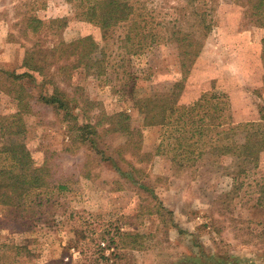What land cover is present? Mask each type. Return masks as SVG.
I'll list each match as a JSON object with an SVG mask.
<instances>
[{
	"label": "rangeland",
	"instance_id": "1",
	"mask_svg": "<svg viewBox=\"0 0 264 264\" xmlns=\"http://www.w3.org/2000/svg\"><path fill=\"white\" fill-rule=\"evenodd\" d=\"M135 1L136 20L148 21L121 22L104 34L80 15L87 0H0L1 70H23L25 48L36 39L21 33L26 12L45 21L63 17L62 39L92 36L109 61L107 73L96 78L78 68L60 75L51 66L46 81L91 101L79 122L123 111L142 133L138 154L130 156L127 147L121 160L116 150L126 137L99 125L95 149L106 148L117 162L101 159L89 140L75 137L77 119L36 99L40 77L29 79L32 110L24 114L23 140L34 164L47 165L49 186L20 209L0 207V242L22 244L17 264H264V150L256 161L244 160L209 140L227 144L229 124L258 118L264 11L257 13L251 0ZM190 30L193 59L175 39ZM54 40L46 35L45 45ZM172 91L179 93L177 105L200 103L195 122L187 115L188 122L178 123L175 113L169 124L146 125L137 99ZM16 110L1 92L0 113ZM197 128L196 149L178 155L187 153L179 139L185 146ZM234 137L241 139L239 130Z\"/></svg>",
	"mask_w": 264,
	"mask_h": 264
},
{
	"label": "trees",
	"instance_id": "2",
	"mask_svg": "<svg viewBox=\"0 0 264 264\" xmlns=\"http://www.w3.org/2000/svg\"><path fill=\"white\" fill-rule=\"evenodd\" d=\"M84 2L85 0H79ZM253 7L258 10L257 13L264 11V0H251ZM88 5L81 3L84 7L80 15L91 22H94L104 30L114 27L121 22L129 21L138 27L140 22L144 24L148 21L147 17L137 19V4L135 0H87ZM259 15V14H258ZM260 18V17H259ZM261 19V18H260ZM135 21V24L133 23ZM21 33L25 37L36 38L32 44L25 48L22 59V71L16 69H0V93L10 95L16 101L17 110L9 114L0 113V207H15L20 209L24 204L25 198L31 194L40 193L48 188V167L43 164L37 166L34 164L30 150L23 140L25 134L24 114L32 110L28 80L35 81L40 77L39 84L43 87V92L36 96V99L44 104L52 106L56 111H62L63 115L76 120L74 131L75 137L85 144L86 140L90 141L89 147L92 146L95 153H99L101 159H107L110 155L106 154V148H97L96 140L100 134L97 127L102 126L104 133H117L126 137L124 145L120 146L116 152L121 160H125L123 154L126 153L127 147L132 148L131 154H138L142 140L140 129H135L130 125V117L127 113L120 111L113 114L100 112L99 119L94 123L89 121L79 122L78 115L85 109V104L91 101L83 98L81 95L76 96L69 94L62 89L58 83L46 81L47 70L53 66V72L60 75H70L71 71L81 68L86 74L92 77H100L107 73L108 62L106 54L99 48V43L90 36H80L70 41H65L61 37V31L66 25L65 18H51L45 21L37 17L33 12H26L21 20ZM195 31H189L182 37L176 35V40L183 47L184 56L195 57V48L197 47L193 34ZM55 35L54 45L50 48L45 45L46 35ZM44 37H41V36ZM153 36H155L152 33ZM127 38V37H126ZM128 35V39H129ZM155 39H152L153 43ZM150 43V44H151ZM99 51V54L97 52ZM195 54V55H194ZM53 60V62H52ZM52 87L49 91L48 86ZM47 86V87H45ZM77 94V93H76ZM169 96L166 93H160L155 96H147L137 99V107L143 115L146 125L153 123L164 125L169 124L173 114L176 113L178 123L194 121V115L199 109L200 103L195 102L191 106L177 105L179 93L171 92ZM82 97V98H81ZM171 98V99H170ZM174 100L173 103L171 100ZM178 113V114H177ZM195 113V114H194ZM194 114V115H193ZM187 115L190 116L187 117ZM203 120V119H202ZM108 123L104 124L103 122ZM195 122V121H194ZM200 125H195V127ZM198 136H185V146L182 140L179 142V148L183 149L178 155L190 154L196 149L198 140L202 135V130L197 128ZM240 131V138L236 139L234 135ZM230 142L220 144L217 139L209 138L215 149L220 153H231L244 160L256 161L259 153L264 150V101L258 104V118L256 120L242 121L235 125H228L227 131ZM230 133V134H228ZM112 158V157H110ZM113 159V160H112ZM111 160L117 162L114 158ZM142 160V159H140ZM130 168L132 165L127 164ZM133 167V166H132ZM89 172V171H88ZM87 172V175H88ZM63 188L62 185H58ZM261 195H264V182L261 184ZM22 244L14 242H0V264H17L19 255H22ZM179 262L177 264H181ZM245 264H254L243 261ZM232 264H239V261H232Z\"/></svg>",
	"mask_w": 264,
	"mask_h": 264
}]
</instances>
